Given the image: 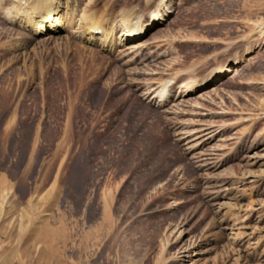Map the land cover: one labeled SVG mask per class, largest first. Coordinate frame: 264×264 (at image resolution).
Wrapping results in <instances>:
<instances>
[{"label":"rangeland","instance_id":"1","mask_svg":"<svg viewBox=\"0 0 264 264\" xmlns=\"http://www.w3.org/2000/svg\"><path fill=\"white\" fill-rule=\"evenodd\" d=\"M76 1L37 39L0 2V264H264V0Z\"/></svg>","mask_w":264,"mask_h":264},{"label":"bare ground","instance_id":"2","mask_svg":"<svg viewBox=\"0 0 264 264\" xmlns=\"http://www.w3.org/2000/svg\"><path fill=\"white\" fill-rule=\"evenodd\" d=\"M165 1L166 0H163V2H160L159 4L160 9L162 10L167 7ZM0 2L2 3L1 5L6 6L3 11V17L11 23L16 22L20 27L29 29V32L35 39L40 37L51 38V36H57L60 31L66 30L68 25L74 23L77 16L76 12L78 10L77 4L80 3V1L76 0H65L64 7L66 11H68L67 15H69L68 17H65L66 14H61L63 6L62 2H64L62 0H0ZM169 10L170 9H166L165 14L163 12L162 14L160 10L155 12L151 23L149 26L145 27H143V22L141 26V18H138V15L131 11L127 14V19H129L124 24V32L121 38V42L125 44H120L124 46L135 41L140 36L147 35L152 27L165 21V18L167 17L166 14L170 13ZM89 14L90 15H88L87 18L90 20L85 19L84 23L79 24L77 30L81 33L85 43L92 44L101 40L102 43L106 42L105 44L108 46V44L114 42L113 39L116 38L119 21L114 20L113 22L107 14H100L99 16V14L94 11H90ZM134 20H136V22H134ZM112 44L110 46H112ZM132 45L134 47L133 49L143 47L141 42H136V44ZM230 70V68L218 70L216 73L208 77L209 79L207 78L206 84L221 79L224 75L230 73ZM170 84V80L160 84V86H162L161 91L158 94L159 98L162 99L161 102H168L169 90L173 87H171ZM200 87V83L192 82L184 87L182 94L185 96L189 95L196 92Z\"/></svg>","mask_w":264,"mask_h":264}]
</instances>
